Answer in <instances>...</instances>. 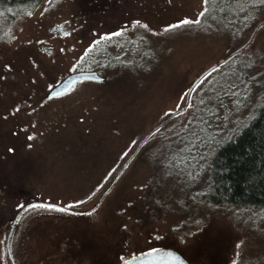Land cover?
Returning a JSON list of instances; mask_svg holds the SVG:
<instances>
[{"label": "rangeland", "instance_id": "1", "mask_svg": "<svg viewBox=\"0 0 264 264\" xmlns=\"http://www.w3.org/2000/svg\"><path fill=\"white\" fill-rule=\"evenodd\" d=\"M219 4L170 31L197 21L202 0H42L0 20V264H121L151 248L189 264L264 259V220L183 195L204 181L211 136L264 102V7ZM105 33H120L105 48L125 64L49 98ZM225 102L214 136L210 111Z\"/></svg>", "mask_w": 264, "mask_h": 264}, {"label": "trees", "instance_id": "2", "mask_svg": "<svg viewBox=\"0 0 264 264\" xmlns=\"http://www.w3.org/2000/svg\"><path fill=\"white\" fill-rule=\"evenodd\" d=\"M41 1L0 0V20L15 19L28 14L34 11ZM219 2L234 13H237L239 8L246 7V2L255 7H264L259 0H251V2L247 0L243 1L244 3L241 0H209L207 5L204 4V9H207L205 15L199 16L195 23L204 22L209 13L216 12V8L220 7ZM100 44H104V47H100ZM114 45L116 44L106 38L92 46L82 55L80 63L83 67L79 69L94 70L101 74L115 64H125L119 56L113 55V52L105 48ZM98 46L100 49L97 51ZM234 53H229L218 61L217 65L225 62ZM220 110L228 111L226 102L210 111L213 122L209 125L214 136H217V133L220 135L222 130L220 125L222 126L223 118L219 114ZM197 143L198 140H195L193 146L197 147ZM209 153L211 154L208 156L207 165L198 175L199 177L202 173L205 174L204 181L199 186L193 183V187L187 190V195H183L191 201L196 199L205 207L230 210L244 222L256 224L264 220V102L256 108L255 114L240 127L238 132L229 131L218 141L211 136ZM43 208L45 209V207L35 208L34 211L31 209L30 212L35 213L36 210H44ZM253 264H264V259Z\"/></svg>", "mask_w": 264, "mask_h": 264}, {"label": "snow or ice", "instance_id": "3", "mask_svg": "<svg viewBox=\"0 0 264 264\" xmlns=\"http://www.w3.org/2000/svg\"><path fill=\"white\" fill-rule=\"evenodd\" d=\"M208 2H209V0H202V3L205 4V5H207ZM259 2L261 4H264V0H259ZM46 3H48L50 5L52 3V0H46ZM9 11H11V9H9ZM45 11H47V9H45ZM206 11H207L206 8L203 9L199 13V15L201 17L204 16ZM28 15L31 16L32 13L29 12ZM194 22H196V21H194V19L190 18V17L178 18L175 22L165 23L164 26H163V30L164 31H170L172 29L179 28L181 25H188V24H191V23H194ZM136 23L139 24L140 21H136ZM143 27L148 28V24H144ZM119 34L120 33H105L104 35H102L100 37V39H106L110 35H119ZM97 43H99V40L93 41V44H97ZM3 67L10 69V66L7 65V64L3 65ZM49 87H52V85H50ZM65 87H66V85H65ZM53 95L54 96H59L60 93L59 92H54ZM169 114H170V112H169ZM155 131L158 132L159 130L157 129ZM29 139H32V137H29ZM29 147H31V145H29ZM8 151H13V149L9 148ZM209 154H211V153H209ZM200 159L204 162V165H207V157L202 156ZM169 163H170V165L173 164V162H171V161ZM183 163H184V161L180 160V159L175 161V165H182ZM26 207L29 208V209L45 207V208H47L49 210H56V211H61V212L66 210L63 206H58L56 204H46V205L28 204ZM17 208L24 209L25 205L18 204ZM146 255L148 257L152 258L153 260H164V259H168L170 261L178 260V257H175L174 253H172V252H163V251H161L159 249H155V248H151L150 251ZM126 256L128 258L121 257V260L123 261V264H140V262L143 261L144 258H145L144 254H142L140 256H137V255H133L131 253H127ZM233 264H236V262L233 261Z\"/></svg>", "mask_w": 264, "mask_h": 264}, {"label": "water", "instance_id": "4", "mask_svg": "<svg viewBox=\"0 0 264 264\" xmlns=\"http://www.w3.org/2000/svg\"><path fill=\"white\" fill-rule=\"evenodd\" d=\"M63 33V31L61 32ZM81 80H91V81H101L102 77L94 70H81L77 72H73L66 76L60 83L55 85L49 92L48 97H54V92H59L60 95L63 93L68 92L76 83H78ZM66 85V87H65ZM10 233L7 237L6 247L7 250L9 249V238ZM163 252H172L174 253L175 257H178V260L170 261L168 259L164 260H153L152 258L148 257L146 254L149 252L141 253L137 256H140L142 254L145 255V258L143 261L140 262V264H189L178 252L171 250V249H159ZM123 264V263H121Z\"/></svg>", "mask_w": 264, "mask_h": 264}]
</instances>
